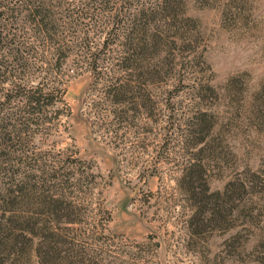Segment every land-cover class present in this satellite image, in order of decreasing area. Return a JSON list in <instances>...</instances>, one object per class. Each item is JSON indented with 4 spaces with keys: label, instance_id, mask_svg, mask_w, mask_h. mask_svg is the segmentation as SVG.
Returning <instances> with one entry per match:
<instances>
[{
    "label": "trees",
    "instance_id": "16d2710c",
    "mask_svg": "<svg viewBox=\"0 0 264 264\" xmlns=\"http://www.w3.org/2000/svg\"><path fill=\"white\" fill-rule=\"evenodd\" d=\"M194 22L188 0H0V264H34V257L37 264H93L73 234L93 174L84 161L47 159L31 147L48 125L70 116L65 85L83 73L104 100L101 117L90 121L104 139L126 129L131 112L151 110L129 100H148L157 83L176 78L177 92L198 98L187 120L167 128L190 152L177 183L192 226L222 211L244 220L264 213V169L236 173L223 191L210 192L208 172L224 155L226 132L199 101L214 89L185 78L183 64L182 76L174 71V50L193 42Z\"/></svg>",
    "mask_w": 264,
    "mask_h": 264
},
{
    "label": "rangeland",
    "instance_id": "374dc122",
    "mask_svg": "<svg viewBox=\"0 0 264 264\" xmlns=\"http://www.w3.org/2000/svg\"><path fill=\"white\" fill-rule=\"evenodd\" d=\"M188 15L194 40L174 50V71L181 75L183 64L185 78L213 86L199 102L226 132L224 155L207 178L210 192H219L236 173L264 169V0H188ZM169 79L148 100L130 98L151 110L131 112L127 128L104 139L90 122L104 100L92 94L90 74L75 76L65 85L70 116L34 140L42 157L84 161L94 176L73 226L76 249L93 264H264L263 212L244 220L222 211L203 226L190 224L177 183L190 152L167 128L187 120L198 98Z\"/></svg>",
    "mask_w": 264,
    "mask_h": 264
}]
</instances>
